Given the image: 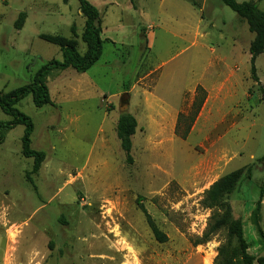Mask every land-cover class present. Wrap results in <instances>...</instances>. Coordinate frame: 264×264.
<instances>
[{
  "label": "rangeland",
  "instance_id": "rangeland-1",
  "mask_svg": "<svg viewBox=\"0 0 264 264\" xmlns=\"http://www.w3.org/2000/svg\"><path fill=\"white\" fill-rule=\"evenodd\" d=\"M88 1L99 11V60L82 73L51 71L50 104L37 108L31 95L15 104L32 120L30 148L44 153L35 173L22 153L23 125L1 131L0 264H216L227 231L196 244L222 211L202 198L238 169L224 203L242 218L248 253L264 257V50L255 81V33L220 0ZM237 1L264 11V0ZM84 21L78 0H0V93L61 60L40 34L73 38L83 53ZM197 87L208 102L181 139ZM159 93L175 107L163 111ZM124 104L141 125L130 163L115 131ZM179 115L177 129L159 134ZM10 119L0 109V121ZM139 203L166 241L155 239Z\"/></svg>",
  "mask_w": 264,
  "mask_h": 264
},
{
  "label": "trees",
  "instance_id": "trees-1",
  "mask_svg": "<svg viewBox=\"0 0 264 264\" xmlns=\"http://www.w3.org/2000/svg\"><path fill=\"white\" fill-rule=\"evenodd\" d=\"M224 5L228 6L234 11L237 16L244 19L251 31L255 33L254 39L249 45L250 54V73L253 80L257 81L258 78L255 73V60L256 57L264 50V11L257 7L253 1L237 0H220ZM79 10L85 18L84 29L81 33V40L85 44V51L79 53L76 48V42L73 38H66L60 35H47L40 34L39 37L46 42L55 44L59 47L61 52V60L51 59L42 65L34 74L30 83L10 90L7 93H0V109L1 111L10 116L8 121H0V140L3 135L1 131H8L16 125H23V134L21 138L22 153L27 157H33L32 173H35L44 160V153L42 151H35L30 148V135L33 130V123L30 117L19 111L15 104L27 95H31L32 102L35 107L39 108L44 105L50 104L49 91L46 85L47 77L53 70H64L72 68L76 72H85L95 62H97L102 53V44L104 43L101 38V28L99 25V11L88 0H78ZM23 14V13H20ZM72 32L75 33L72 26ZM205 93L201 87L195 90V96L192 101L190 110L185 118L188 123L184 131L179 134L181 139H185L188 128L196 118L204 100ZM183 115H179L175 128H178V122ZM137 121L135 117L128 111L120 113L116 122V135L120 143V147L126 154V161L132 162L130 156L131 150V136L135 132ZM177 133V132H176ZM178 134V133H177ZM264 161V157L259 159ZM251 166L246 169V176H249ZM243 170H235L227 173L217 180L212 182L210 186L204 191L202 204L207 208L220 207L221 212L213 213L210 217L207 229L201 239L196 244L203 243L209 240L210 236L221 228L227 231V242L222 244L217 249L216 264H253L257 261L258 264H264V257L260 256L255 258L247 251V242L243 235L242 218H233L229 206L224 203V198L232 192L237 184ZM139 207L143 212L146 221L155 237L159 242L166 241V235L156 226L155 222L148 214L146 209L139 203ZM256 223L259 221L258 206L255 213ZM263 240L264 235L260 228H258ZM234 241L235 245L232 244Z\"/></svg>",
  "mask_w": 264,
  "mask_h": 264
},
{
  "label": "crops",
  "instance_id": "crops-1",
  "mask_svg": "<svg viewBox=\"0 0 264 264\" xmlns=\"http://www.w3.org/2000/svg\"><path fill=\"white\" fill-rule=\"evenodd\" d=\"M157 91H158V89H157ZM160 94V93H159ZM161 95V94H160ZM156 99H157V103H158V105L163 109V111H167V110H169V109H173L172 107H175V105L174 104H172V102H170L168 99H166V98H164L162 95H161V97H156ZM206 102H208V99H206L205 100V104H206ZM128 105V104H127ZM145 113V112H144ZM134 116V115H133ZM135 117V116H134ZM176 117H177V115H176ZM176 117H173V118H168V121L167 122H163V125L165 126V128H163V127H161L160 126V124H162V123H148V122H145L144 123V127L145 128H151V129H153V128H155V127H158V126H160V133L159 134H162V133H164V132H170V131H173L174 129H175V125H176V120H177V118ZM136 119V121H137V126H136V128H135V132L136 131H138V130H140V128H141V125H140V122L138 121V119L137 118H135ZM158 124V125H157ZM159 129V128H158ZM157 129V130H158ZM157 137H160V136H157ZM250 225V224H249ZM248 225V230L250 231V227L251 226H249ZM243 227H244V224H243ZM250 234H251V232H250Z\"/></svg>",
  "mask_w": 264,
  "mask_h": 264
},
{
  "label": "water",
  "instance_id": "water-1",
  "mask_svg": "<svg viewBox=\"0 0 264 264\" xmlns=\"http://www.w3.org/2000/svg\"><path fill=\"white\" fill-rule=\"evenodd\" d=\"M127 109H128V105L127 104H124L123 106L119 107V110H120L121 113L126 112Z\"/></svg>",
  "mask_w": 264,
  "mask_h": 264
}]
</instances>
